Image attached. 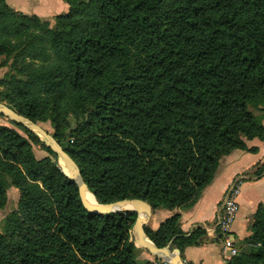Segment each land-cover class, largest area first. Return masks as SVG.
Listing matches in <instances>:
<instances>
[{
  "label": "trees",
  "instance_id": "16d2710c",
  "mask_svg": "<svg viewBox=\"0 0 264 264\" xmlns=\"http://www.w3.org/2000/svg\"><path fill=\"white\" fill-rule=\"evenodd\" d=\"M64 1L49 25L0 0V56L17 69L0 78V101L53 123L98 202L189 207L222 156L264 140V0ZM12 122L27 135L0 124V209L20 191L1 220L0 264H164L136 257L135 211L87 210L52 150ZM248 229L225 264H264V202ZM145 232L181 250L205 229L184 235L175 212Z\"/></svg>",
  "mask_w": 264,
  "mask_h": 264
},
{
  "label": "crops",
  "instance_id": "0c3cea01",
  "mask_svg": "<svg viewBox=\"0 0 264 264\" xmlns=\"http://www.w3.org/2000/svg\"><path fill=\"white\" fill-rule=\"evenodd\" d=\"M5 1L17 11L25 14H36L45 18L49 21V25H52L53 17L56 14L66 12L68 9V5L64 0ZM246 144L256 149L245 151L235 148L222 156L219 159L212 180L203 188L201 195L191 206L174 209H151V213L146 220V227L151 230L156 229L161 222L175 212L180 213V230L184 235L191 232L197 225H201L205 229L202 243L186 245L181 250L175 247L186 264H225L226 258L222 252V243L214 228L215 214L227 185L238 174H245L244 176L247 179L244 180L239 192V207L232 225V236L234 241L238 242L249 234L248 226L252 214L258 203L264 202V175L255 177L250 172L253 166L264 162V140L252 138L246 140ZM131 236L133 237L132 232ZM135 246V255L139 260L148 259L153 261V258L147 254L148 250L138 245ZM170 248L172 249L174 246L170 245Z\"/></svg>",
  "mask_w": 264,
  "mask_h": 264
},
{
  "label": "water",
  "instance_id": "95a60500",
  "mask_svg": "<svg viewBox=\"0 0 264 264\" xmlns=\"http://www.w3.org/2000/svg\"><path fill=\"white\" fill-rule=\"evenodd\" d=\"M0 114L30 130L40 141L52 150L61 170L76 182L80 200L87 210L102 214H113L117 212H124L126 210L135 211L136 217L131 227L134 244L150 251L157 258L168 264H186L182 260L176 248L170 249L173 239H171L166 246L157 247L147 236L145 232L146 220L151 213V205L147 201L133 197L123 198L112 202H98L95 199L98 205H102V208H98L96 205H90L85 199L84 193L87 185L82 178L80 169L73 158L60 145L58 140H56L47 130L40 127L36 121H33L29 117L17 112L2 101H0ZM62 164H66L65 168L61 167ZM153 250H156V252L153 253Z\"/></svg>",
  "mask_w": 264,
  "mask_h": 264
},
{
  "label": "built area",
  "instance_id": "2783aa9c",
  "mask_svg": "<svg viewBox=\"0 0 264 264\" xmlns=\"http://www.w3.org/2000/svg\"><path fill=\"white\" fill-rule=\"evenodd\" d=\"M245 180L243 174L235 175L227 185L215 214L214 228L222 243V252L226 259L237 253V247L232 236V225L235 220L239 203L238 196ZM164 264H168L164 262Z\"/></svg>",
  "mask_w": 264,
  "mask_h": 264
},
{
  "label": "rangeland",
  "instance_id": "374dc122",
  "mask_svg": "<svg viewBox=\"0 0 264 264\" xmlns=\"http://www.w3.org/2000/svg\"><path fill=\"white\" fill-rule=\"evenodd\" d=\"M48 22L49 21H47V24H48ZM14 62H15V60H13V57L6 58L4 56H0V78H2L7 73H15V74L17 73V69L14 65ZM3 90H4V87L0 85V91H3ZM37 123L39 124L40 127L47 130L50 134H52L54 132L53 123L50 120L37 121ZM0 124L12 126V127L16 128L21 134L27 135L26 132L21 127L16 126L9 118H7L3 115L2 116L0 115ZM32 149H33V152L37 158H41V157H44L46 155H49V153L46 150H44L41 143H33L32 142ZM257 165H258L257 169H260L261 167H263L264 162L259 163ZM263 170H264V167H263ZM252 171H254V169H252ZM19 198H20V191H19L18 187L14 186V185L9 187L7 190L5 204L0 209V225H1L2 218L8 212L17 209V202H18ZM238 243H239V241H238ZM147 254H149L153 258V260H154V258H156V256L153 255L150 251H148Z\"/></svg>",
  "mask_w": 264,
  "mask_h": 264
},
{
  "label": "bare ground",
  "instance_id": "6f19581e",
  "mask_svg": "<svg viewBox=\"0 0 264 264\" xmlns=\"http://www.w3.org/2000/svg\"><path fill=\"white\" fill-rule=\"evenodd\" d=\"M65 165H66V164H62L61 167H62V168H65ZM78 181H79V179H78ZM84 195H85V199L87 200V202H88L90 205H94V206L96 205V207H98V208H102V205H98V204H97L94 195H93V194H92L87 188H85V193H84ZM152 252L155 253L156 250H153Z\"/></svg>",
  "mask_w": 264,
  "mask_h": 264
}]
</instances>
